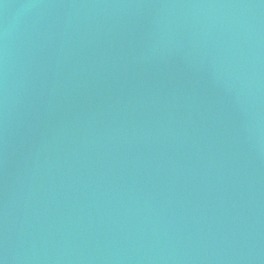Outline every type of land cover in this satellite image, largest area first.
<instances>
[{"label": "water", "instance_id": "95a60500", "mask_svg": "<svg viewBox=\"0 0 264 264\" xmlns=\"http://www.w3.org/2000/svg\"><path fill=\"white\" fill-rule=\"evenodd\" d=\"M0 264H264V0H0Z\"/></svg>", "mask_w": 264, "mask_h": 264}]
</instances>
